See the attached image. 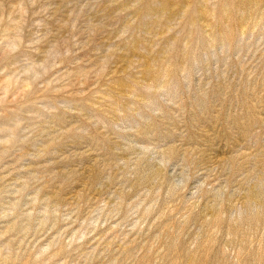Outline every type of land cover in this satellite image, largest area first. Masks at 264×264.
Wrapping results in <instances>:
<instances>
[{"label": "rangeland", "instance_id": "rangeland-1", "mask_svg": "<svg viewBox=\"0 0 264 264\" xmlns=\"http://www.w3.org/2000/svg\"><path fill=\"white\" fill-rule=\"evenodd\" d=\"M0 264H264V0H0Z\"/></svg>", "mask_w": 264, "mask_h": 264}]
</instances>
